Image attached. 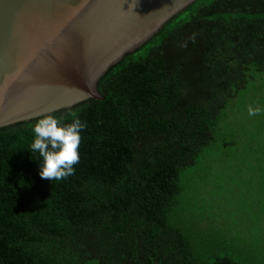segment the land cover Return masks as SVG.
<instances>
[{"label":"trees","instance_id":"1","mask_svg":"<svg viewBox=\"0 0 264 264\" xmlns=\"http://www.w3.org/2000/svg\"><path fill=\"white\" fill-rule=\"evenodd\" d=\"M263 75L264 0H198L101 79L104 100L49 115L86 124L74 175H40L48 116L0 129V264H264V201L226 219L198 194L206 165L238 160L227 110Z\"/></svg>","mask_w":264,"mask_h":264},{"label":"water","instance_id":"2","mask_svg":"<svg viewBox=\"0 0 264 264\" xmlns=\"http://www.w3.org/2000/svg\"><path fill=\"white\" fill-rule=\"evenodd\" d=\"M198 0H0V129L72 109Z\"/></svg>","mask_w":264,"mask_h":264},{"label":"rangeland","instance_id":"3","mask_svg":"<svg viewBox=\"0 0 264 264\" xmlns=\"http://www.w3.org/2000/svg\"><path fill=\"white\" fill-rule=\"evenodd\" d=\"M249 108L259 109L260 112L250 116ZM231 110L234 111V117L225 122L227 132L238 133L244 138L241 143L235 144V141H231L224 147L226 150H233L238 160L206 165L202 178L203 186L208 187L206 191L198 194L205 201V205L209 204L210 211H220L226 219L230 215L241 214L253 205V217L259 221L263 208L259 203L264 201V196L259 191L256 193V190L247 187L246 183L251 178L252 168L258 166L257 158L264 157V75L250 83L248 90L232 103L227 114ZM223 201L233 207L230 214L227 212L229 208L226 210L222 207ZM236 219L239 220L238 216Z\"/></svg>","mask_w":264,"mask_h":264},{"label":"clouds","instance_id":"4","mask_svg":"<svg viewBox=\"0 0 264 264\" xmlns=\"http://www.w3.org/2000/svg\"><path fill=\"white\" fill-rule=\"evenodd\" d=\"M130 7H136L133 0ZM259 109L249 108V115L259 114ZM86 124L79 118L72 123L61 126L60 122L48 116L34 126V142L31 145L33 152H39L43 158V168L40 173L43 179L62 180L74 175V166L79 163V146L81 132Z\"/></svg>","mask_w":264,"mask_h":264}]
</instances>
